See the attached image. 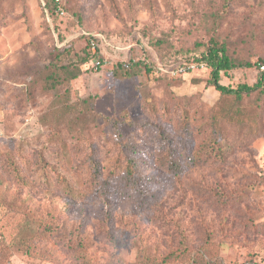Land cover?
<instances>
[{
	"label": "rangeland",
	"instance_id": "374dc122",
	"mask_svg": "<svg viewBox=\"0 0 264 264\" xmlns=\"http://www.w3.org/2000/svg\"><path fill=\"white\" fill-rule=\"evenodd\" d=\"M61 3L0 0V264H264V87L176 71L254 85L264 0Z\"/></svg>",
	"mask_w": 264,
	"mask_h": 264
},
{
	"label": "trees",
	"instance_id": "16d2710c",
	"mask_svg": "<svg viewBox=\"0 0 264 264\" xmlns=\"http://www.w3.org/2000/svg\"><path fill=\"white\" fill-rule=\"evenodd\" d=\"M41 1L46 7L50 6V3L53 4L52 9L54 11H58L61 13L60 8H62L65 11V8L63 7L61 3V0L59 2L56 0H51L52 2H50L49 0H41ZM92 41L95 42V45H96L95 47H93ZM101 41L102 39L95 35H92L91 37H89V41H88L89 59L91 60L98 59L99 57L98 55L100 54L99 60L101 61V65L98 67L104 66V63H103L104 57L101 56L104 53L102 51ZM117 51H122V49L117 48ZM196 59L197 60H192L190 62L189 61L182 62L180 65L176 67V69L184 65H187L189 63H200V64L204 63L206 66L211 68V73H212V79H211L212 83L211 84L215 86L219 91H221L222 93H226V94H236L237 96H241L245 92L249 93L259 87H262V86L264 87V70L262 69H261L262 74L260 75L259 79L254 85L243 84L236 88H233V87H229V86L222 84L220 82V73L222 71L227 72L230 68L241 65V64L238 65L231 61L224 47L212 45L209 47L208 51L204 53V55H202L201 57H197ZM106 60H108V58ZM126 62L130 64L129 67L125 66L124 63ZM152 62L154 61H152L145 55H139V53L135 55L133 53L132 55H130V57L127 60L114 62L113 65H115L116 68H119V69L122 68L125 70H129V69H132L133 67H136V66L139 67L142 65H144V67H147L148 69L152 70V68H154L155 70H157V66L152 65ZM262 66H264V63H260V68H262Z\"/></svg>",
	"mask_w": 264,
	"mask_h": 264
},
{
	"label": "built area",
	"instance_id": "2783aa9c",
	"mask_svg": "<svg viewBox=\"0 0 264 264\" xmlns=\"http://www.w3.org/2000/svg\"><path fill=\"white\" fill-rule=\"evenodd\" d=\"M56 1H60V0H56ZM60 10H61V13H64L65 11L62 9V8H60ZM98 37L99 38H102V37H104V36H102L101 34L100 35H98ZM92 45H93V47H95L96 45H95V42L94 41H92ZM94 61V64H93V66H96V67H98V66H100L101 65V61L99 60V59H94L93 60ZM125 64V66H128L129 67V63H124ZM200 66H206L204 63H189V64H187V65H184V66H182V67H179L178 69H176V71L179 73V72H184V71H187V70H191V69H195V68H198V67H200ZM262 70H264V66H262Z\"/></svg>",
	"mask_w": 264,
	"mask_h": 264
}]
</instances>
